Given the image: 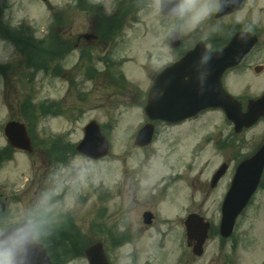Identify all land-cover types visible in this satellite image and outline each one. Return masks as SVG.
<instances>
[{
    "label": "rangeland",
    "instance_id": "1",
    "mask_svg": "<svg viewBox=\"0 0 264 264\" xmlns=\"http://www.w3.org/2000/svg\"><path fill=\"white\" fill-rule=\"evenodd\" d=\"M120 1L124 8L121 15L115 13ZM73 2L74 0H0V185L12 196L5 223L0 230L10 225L16 226L24 220L36 207L41 189L47 191L59 186L58 194L53 198L54 202H51L56 207L49 215L72 217L74 238L78 235L74 246L78 247L90 238H99V235L89 229L90 225L97 222L103 223L114 233L120 216L118 205L123 201L124 205L130 203L127 194L136 192L141 205L154 203L151 193L163 183L169 182L170 175L180 173L182 182L175 183L174 191L170 192L160 208V215L163 219L174 221L176 215L182 214L185 206L199 204L202 214L212 222V233L205 244L204 254L192 264H264V177L262 188L238 218L232 238L224 243L213 230L218 225L217 206L228 179L223 180L216 191L207 194L211 173L228 158H231L233 167L236 164L233 153H236V157L239 154H250L264 135L263 124H258L242 135L232 136V126L223 113L219 110L208 111L169 129L158 124L151 147L144 152L138 150L133 145V138L145 121L142 106L149 84L148 74L159 70L171 59L165 44L174 23L170 21L159 24L154 6L128 13L129 0H91L83 8L80 7V0H75L76 5ZM91 3L101 7L99 12L90 8ZM237 16L239 19L247 18L251 25L264 27V0L250 1ZM120 17L122 26L118 27ZM212 23L213 19L210 17L199 27H216ZM94 24L99 29L105 28L109 34L114 27H118L111 36H106L105 41L109 44L110 39H113L115 48L112 55L124 62L120 71L130 84L139 87V94L130 90L124 93L120 90L96 91L94 82L85 79L84 73H79L84 57L79 58L80 51L76 49L69 61L66 58L60 62V66L66 68L65 71L75 70L70 79L74 83L70 93L71 82L67 84L64 77L35 73L26 64L24 45L34 52H39L41 48L49 54L53 49L51 41L54 42L56 37L62 42L64 38H68L70 30L75 39L82 34L94 35L89 30ZM61 26L68 33L64 38L58 35ZM195 30H181V40L189 35L194 37ZM13 33L18 39H15ZM17 33H22V38ZM9 35L13 36L12 40L7 38ZM26 36L28 41L24 39ZM80 39L79 45L84 44L86 39L79 36ZM96 41L90 37L86 43L93 48L97 46ZM7 64H10V69H3ZM102 78L98 81L100 84L104 83ZM42 103L43 106L55 104L59 115L49 114L42 118L41 113H38V107ZM25 106L37 112L33 136L44 141L43 148L36 149L32 161L25 153L13 152L3 134L5 124L11 119L17 120ZM92 119L99 125L106 126L105 135L110 142L108 155L99 161L87 160L71 151V147L82 138L84 125ZM198 127L199 157L196 154L198 137L190 136ZM208 136L213 139L210 143L206 141ZM57 138L60 144L50 147L51 141H56ZM224 139L234 143L233 151L229 146L224 152L215 148V140L217 142ZM60 146L61 149L58 148ZM62 160H66V165L60 166ZM80 171L84 172L83 181L77 178ZM43 177L49 182L44 180V184L40 185ZM121 186L124 194L122 199L117 197ZM199 186L203 188L199 189ZM104 194L108 195L106 199H102ZM66 197H71V207ZM103 210L105 213L101 218L98 213ZM135 218L133 215L129 219L132 226H136ZM48 232L53 233V230ZM151 233L152 231H148L140 234L138 240L130 243L132 245H122L116 249L109 247V242L106 241L104 245L106 249L108 246L109 259L114 264H118L122 258L131 260L128 256L123 257L122 253H132L133 250L136 256L132 253L131 257H135L137 264H143L146 259H151V256L145 252L143 254L141 250ZM178 235V238L170 241L173 253L169 256L171 262L168 264H173L181 253L185 254V260L191 264L192 255L185 244L182 229H178ZM58 237L52 238L59 243L61 239ZM44 238L49 240L50 236L45 235ZM155 263L159 264V261ZM63 264L87 263L84 258H76Z\"/></svg>",
    "mask_w": 264,
    "mask_h": 264
},
{
    "label": "flooded vegetation",
    "instance_id": "2",
    "mask_svg": "<svg viewBox=\"0 0 264 264\" xmlns=\"http://www.w3.org/2000/svg\"><path fill=\"white\" fill-rule=\"evenodd\" d=\"M152 3H154V0H129V4L135 5L132 11L135 9L136 12H138L139 10H145ZM122 5L123 2L120 1L119 11L121 14L124 11ZM237 14H239L238 11L225 15L221 18L213 17L212 24L216 27L198 26L195 31L196 37H194V41L193 39L189 40L183 38L182 42L184 43L180 42V45L177 48H168L171 57L168 65H171L174 62L178 61L184 55L185 52H187L191 47H193V42L195 45L197 42L202 41L206 49L219 51L226 44H228L238 32H245L248 34L255 35L257 40L255 44L251 46V48L245 54L242 61L234 68L227 70L222 78V84L224 89L231 93H234V91L238 92L237 94L235 93L234 97L240 102L242 110L246 111L247 104L250 100L257 99L258 97L264 94V27H251L250 25L244 23L246 21V19H243L244 17H241L239 19V16H237ZM158 21L159 24L169 23L171 21L174 23L173 26L175 27V29H177L179 33L181 32V29L179 28V24L181 22L175 18L172 19L159 15ZM70 27H68V30ZM63 28L64 27L61 26L58 31V35H61L64 38V35H67L68 33L66 34ZM249 28L251 29V31L246 32V30ZM89 30H91V32H94V35L96 37L95 41L97 40V46L95 45L93 48L88 47L90 46V44L86 43V40L83 41L84 44L79 45V43L81 42V39L79 40V36L81 37V35H78V37H76L78 39L77 40L74 38V35L70 30V35L67 36L68 38H64L62 42L59 41L58 37H56L54 42L51 41L53 47L51 51L52 56L51 53L47 54V52H44L40 48V51L37 52L40 55V64L37 65V69L32 68V70H34L35 73L44 74L46 73L45 69L48 68L47 70L50 69L49 73H51V75L53 76L55 75L56 78H59L58 74L61 72V77H64L67 84H69V81L73 76V71L75 70L73 69L69 72L65 71L66 68L63 69L60 66V62H63L66 58H68L69 61V58L72 57V53L75 52L74 50L76 49V51H80L79 58H81V56L84 57L82 65L83 67L81 68V70H79V73H84L85 79L89 80L90 78H94L96 82L94 88L96 91L99 90L100 92H102L111 89L120 90L122 93H124L127 92V90H130L134 91L136 94H139L137 87L131 85L123 76V73L120 71L122 70L121 67L124 62L119 59H116V57L112 55L115 48L113 47L114 44L106 43L105 38L102 37L104 34L102 33V29L97 28L95 24L94 26L90 27ZM155 75V71H151V73L148 74L150 79V85L152 84ZM100 78L104 79L103 84H100V82H98ZM71 86L74 87L73 82L70 83L69 93L72 92ZM149 86L147 87L146 92L149 89ZM98 87H100L101 89ZM197 116H199V114ZM259 122H262L264 124L263 119H260ZM157 123H160L165 127H172L178 124L155 122V125H157ZM191 135H196L198 137L196 154L197 157H199V127ZM263 138L264 137H262V139ZM43 154L44 153H42V155ZM28 155L30 158L29 160L31 161L35 157V154L33 153H30ZM227 162L229 166L231 163V158H228ZM227 176H229V179L231 178V176L233 177L231 170L227 172V174L222 178V180H224ZM44 180L49 182L48 179H45V177H43L39 182L40 185L44 184ZM176 182H182V176H180V173L174 176L171 175L170 183H164L161 187L157 188L154 192L151 193V199L155 201L154 203L141 205V202L137 200L136 192H134L132 194H127L126 196L127 198H130V203L124 205L123 203L125 201H123V203L118 205L117 207V211L120 216L118 217L119 224L117 226L115 235L119 234L123 238H126L128 241H130L138 240L140 234L152 231V233L147 237L146 243L141 246L143 254L145 252L147 253V255L151 256V260L146 259L143 264H156L154 263L156 254V259L157 261H159V264L161 262H164L163 264L170 263L171 261L169 259V256L173 253V248H170V241L178 238V229L182 228V219L188 216L189 214H197L202 216V210L199 209L198 204L196 206H185V209L183 210L182 214L180 213L179 215H176L173 219L174 221L169 218L163 219L161 217L160 208L162 207V204L164 203L165 199L170 195V192L174 191V186ZM203 183L204 182H202L201 184L204 186ZM177 185L178 183L176 184V186ZM203 186H199V189L203 188ZM215 190L217 189L209 188L207 194H210ZM11 197V193L6 191V189L0 185V228L5 223L7 208L10 204ZM117 197H120V199L124 197L122 188L118 190ZM223 197L220 200V203L222 202ZM105 198L106 196H103L102 199ZM145 213H150L152 215V219L149 225H144L142 222ZM133 215L136 217V226H132L129 223V219L133 218ZM172 225H174V227H172ZM183 234L185 235V233ZM105 236H108L106 232ZM50 251L54 252V249L52 248ZM132 253L130 252L128 255V257L131 258V264H137L135 257H131ZM133 255L135 254L133 253ZM198 259L199 258H192L190 260V263L192 264L194 260L197 261ZM173 264H188L185 260V254L181 253L173 262Z\"/></svg>",
    "mask_w": 264,
    "mask_h": 264
},
{
    "label": "water",
    "instance_id": "3",
    "mask_svg": "<svg viewBox=\"0 0 264 264\" xmlns=\"http://www.w3.org/2000/svg\"><path fill=\"white\" fill-rule=\"evenodd\" d=\"M224 1L221 0L222 4ZM234 1L237 2V7L242 0ZM229 2L230 0L226 4ZM171 6L172 0H164V11L162 12L167 14V9ZM225 7L218 16L230 12L226 11ZM90 37L85 36L86 39ZM241 39L242 35H237L223 50L208 51L211 60L207 64L200 63L201 53L205 49L202 43H199L178 63L158 74L148 94L145 106L147 117L150 120L161 119L176 122L194 116L207 108H221L227 119L235 125L236 132L240 131L242 127L251 126L259 116L264 117V96L252 105L253 108L250 111L242 114L238 103L222 87L223 72L237 64L247 51L246 47L237 50ZM170 43L172 46H177L178 39L175 35L171 36ZM185 77H188L187 81L184 80ZM152 132V126H144L139 131L135 144L139 146L149 144ZM4 134L12 147L27 152L31 151V141L23 124L16 121L8 122L4 127ZM108 148V141L102 136L99 126L94 121L84 127V137L76 146L78 152L93 159L104 156ZM263 166L264 143L252 158L242 162L237 168L234 181L222 206V219L219 227L222 237L230 236L236 217L245 207L258 184ZM224 170L225 167L214 175L212 185L217 183ZM184 224L188 242L195 241V244L192 245V252L200 256L209 225L203 223L201 219L197 220L193 215L189 216ZM15 229L6 230L4 235H8ZM85 255L91 264H107L100 243L88 248ZM20 264H50V262L43 247L31 241L20 257Z\"/></svg>",
    "mask_w": 264,
    "mask_h": 264
},
{
    "label": "clouds",
    "instance_id": "4",
    "mask_svg": "<svg viewBox=\"0 0 264 264\" xmlns=\"http://www.w3.org/2000/svg\"><path fill=\"white\" fill-rule=\"evenodd\" d=\"M225 6L221 0H172V6L167 9V14L181 22L179 28L182 31L194 30ZM154 7L157 12L164 11V0H154ZM250 31V28L246 30V32ZM210 60L211 55L207 50L201 53V64H207ZM77 178L83 181L84 172L80 171ZM58 188L59 186L43 192L36 207L27 214L14 231L6 236L3 231H0V264H20V257L26 246L31 241L37 240L49 223L48 213L56 207L51 201L58 194ZM66 199L71 207V197ZM128 255L127 251L122 253L123 257ZM119 264H131V260L122 258Z\"/></svg>",
    "mask_w": 264,
    "mask_h": 264
},
{
    "label": "trees",
    "instance_id": "5",
    "mask_svg": "<svg viewBox=\"0 0 264 264\" xmlns=\"http://www.w3.org/2000/svg\"><path fill=\"white\" fill-rule=\"evenodd\" d=\"M17 34H19V36L22 38V36H21V34L20 33H17ZM6 35H8V34H6ZM15 35V34H14ZM8 38H13V36H11L10 37V35L9 36H7ZM15 39H18V37L15 35ZM15 39H13V40H15ZM24 39L26 40V41H28L27 40V36L26 37H24ZM12 40V39H11ZM26 41H24V42H26ZM24 47V50L26 51V62L27 63H30V64H33V63H36V58H37V53L36 52H32L31 51V48L30 47H28L27 45H24L23 46ZM33 62V63H32ZM24 108V110H22L20 113L22 114V118L27 122V125H28V129H29V131L31 130V128H32V124H33V122H34V120L36 119V117H35V115L37 116V112H35L34 110H32L31 108H29V106H25V107H23ZM40 110H41V115L40 116H42V117H44V116H46L50 111H48L47 110V108H44L43 107V105L42 106H40V107H38V113H40ZM62 237H60V239H61ZM77 239V238H76ZM78 240V239H77Z\"/></svg>",
    "mask_w": 264,
    "mask_h": 264
}]
</instances>
